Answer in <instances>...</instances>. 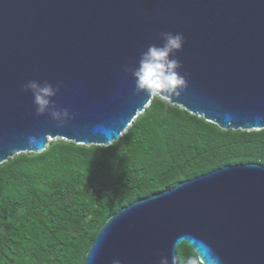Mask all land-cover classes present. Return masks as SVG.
I'll return each instance as SVG.
<instances>
[{"label":"water","instance_id":"water-1","mask_svg":"<svg viewBox=\"0 0 264 264\" xmlns=\"http://www.w3.org/2000/svg\"><path fill=\"white\" fill-rule=\"evenodd\" d=\"M187 87L169 104L221 130L264 129V0H0V164L50 141L116 142L153 98L131 71L161 33ZM58 87L70 118L36 115L28 81ZM264 264V166L227 165L135 201L99 229L82 264Z\"/></svg>","mask_w":264,"mask_h":264},{"label":"trees","instance_id":"trees-1","mask_svg":"<svg viewBox=\"0 0 264 264\" xmlns=\"http://www.w3.org/2000/svg\"><path fill=\"white\" fill-rule=\"evenodd\" d=\"M264 166V129L221 130L152 99L109 146L51 141L0 164V264H82L120 209L227 165ZM179 264L195 258L178 246Z\"/></svg>","mask_w":264,"mask_h":264},{"label":"clouds","instance_id":"clouds-1","mask_svg":"<svg viewBox=\"0 0 264 264\" xmlns=\"http://www.w3.org/2000/svg\"><path fill=\"white\" fill-rule=\"evenodd\" d=\"M160 35L161 45H149L140 54L137 66L132 69L126 66L124 70L131 71L135 82V92H143L148 97L166 103L173 94L187 87L185 76L178 72L181 64L175 58V53L182 48L184 37L182 34L171 32H164ZM22 90L31 92L36 115L47 113L57 121L70 118L68 110L57 108L52 100L58 87H53L47 81L33 80L22 85ZM112 264H121V261L116 259ZM159 264H169V261L162 257ZM187 264H196L195 258H189Z\"/></svg>","mask_w":264,"mask_h":264},{"label":"rangeland","instance_id":"rangeland-1","mask_svg":"<svg viewBox=\"0 0 264 264\" xmlns=\"http://www.w3.org/2000/svg\"><path fill=\"white\" fill-rule=\"evenodd\" d=\"M58 140V139H57ZM57 140H54V141H57ZM51 142V141H50Z\"/></svg>","mask_w":264,"mask_h":264}]
</instances>
